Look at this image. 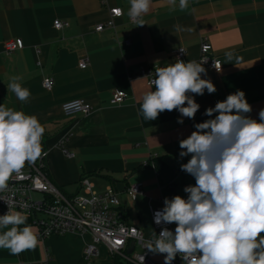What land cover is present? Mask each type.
<instances>
[{"label":"crops","instance_id":"crops-1","mask_svg":"<svg viewBox=\"0 0 264 264\" xmlns=\"http://www.w3.org/2000/svg\"><path fill=\"white\" fill-rule=\"evenodd\" d=\"M129 6V0H0V105L38 118L45 129L46 172L66 193L87 195L78 186L82 176L97 193L108 185L122 192L128 183L140 182L142 193L134 200L124 192L120 198L129 221L147 232L148 206L163 208L164 198L175 195L186 199L184 187L195 184L191 175L179 172L190 158H180L179 141L195 130V123L209 119L205 109L242 90L251 118L259 120L264 109V0H188L184 11L179 0L175 6L169 0H151L142 26L129 21ZM112 7L123 12L114 19V29L95 31ZM54 19L68 26L57 30ZM201 37L221 61L222 70L207 78L217 91L190 94L200 105L194 120L185 117L183 124L177 123V110L144 120L142 96L154 85L137 75L139 68L175 63L179 47L186 49L185 62L197 61ZM10 39H20L22 47L6 54L3 42ZM229 52L231 60L225 55ZM81 59L85 68L78 66ZM12 77L30 91L28 100L21 102L8 91ZM47 77L50 89L42 85ZM114 90L125 98L111 105ZM78 98L91 111L64 115L61 104ZM150 159L154 168L144 167ZM91 240L87 232L52 234L17 256L0 249V264H134L109 255L102 245L84 260L83 248Z\"/></svg>","mask_w":264,"mask_h":264},{"label":"clouds","instance_id":"clouds-1","mask_svg":"<svg viewBox=\"0 0 264 264\" xmlns=\"http://www.w3.org/2000/svg\"><path fill=\"white\" fill-rule=\"evenodd\" d=\"M129 5L128 17L144 25L142 16L151 0H129ZM179 8L187 9L188 0H179ZM225 55L233 58L230 52ZM204 61L177 59L155 67L154 90L142 96L143 119L154 121L164 111L177 110V123L183 124L185 117L194 120L200 105L190 94L217 91L210 79L201 77L207 75ZM218 63L214 61L219 71ZM19 79L12 77L7 88L24 102L31 93ZM251 111L245 93L237 90L206 108L203 114L209 119L195 123V130L179 141L180 158L190 157L181 170L195 184L184 187L186 199L165 197L162 210L154 212L155 224H176L174 231L165 226L159 235L153 232L155 238L145 246L152 253L165 254L164 264H172L177 254L183 264H264V109L259 120L248 115ZM44 132L36 116L0 105V193L8 189L14 173L45 154ZM0 199L9 209L0 215V249L13 256L34 249L38 237L26 223L28 214L15 210L18 206L10 198L0 195Z\"/></svg>","mask_w":264,"mask_h":264},{"label":"built area","instance_id":"built-area-1","mask_svg":"<svg viewBox=\"0 0 264 264\" xmlns=\"http://www.w3.org/2000/svg\"><path fill=\"white\" fill-rule=\"evenodd\" d=\"M120 7L109 9V17L106 21L98 23L95 31L104 29H114V19L122 16ZM129 21H132L129 18ZM52 26L55 29H61L68 26V23L59 19H54ZM22 42L20 39H10L3 42V51L6 54L20 49ZM186 49L179 47L174 52L175 62L177 59L185 61ZM205 60L203 67L207 70V75L201 74L202 78L210 77V72L219 73L222 70L221 61L211 53V45L206 37H201L199 42V54L197 62ZM214 61L219 62V71L214 67ZM86 60H79L78 66L85 68ZM161 64L153 63L139 68L137 75L146 79L149 85L155 79V67H161ZM43 87L50 89L52 87L51 78L43 80ZM125 94L119 90L112 92L109 104L114 105L122 102ZM226 99V98H224ZM224 99L216 100L222 101ZM61 111L66 116L76 114H87L91 111V106L83 99L67 100L61 104ZM250 115V113L248 114ZM42 154L34 163H26L19 174H13L9 180L8 189L0 193L10 200L15 201L17 208L15 210L24 211L28 214V219L36 228L38 240H44L52 234H64L67 232L90 233L92 240L87 243L82 251L84 260L90 259L97 254V245L104 246L107 253L111 256H122L134 264H164V255L150 252L145 246L146 243L154 239L155 232L159 235L162 227L175 229L176 224L157 225L154 223V212L162 210V207L148 206L149 224L148 232L144 231L141 225L133 224L129 221L127 212L121 202L120 195L124 192L129 199L134 200L138 194L142 193V184L140 182L128 183L124 190L118 191L112 185L106 186L102 192L91 190V184L86 176L78 180V186L83 189L87 195L68 194L63 192L48 176L46 172L47 152ZM68 156L71 152L64 150ZM144 167L154 168L153 160L143 164ZM179 172H186L179 168ZM23 205L24 207H19ZM6 203L0 199V215L8 212ZM133 242V248L129 254L126 250ZM172 264H183L182 258L177 254Z\"/></svg>","mask_w":264,"mask_h":264},{"label":"water","instance_id":"water-1","mask_svg":"<svg viewBox=\"0 0 264 264\" xmlns=\"http://www.w3.org/2000/svg\"><path fill=\"white\" fill-rule=\"evenodd\" d=\"M132 248H133V242H130V244L126 250V253L129 254L131 252Z\"/></svg>","mask_w":264,"mask_h":264},{"label":"trees","instance_id":"trees-1","mask_svg":"<svg viewBox=\"0 0 264 264\" xmlns=\"http://www.w3.org/2000/svg\"><path fill=\"white\" fill-rule=\"evenodd\" d=\"M63 192H65L60 186H58ZM26 223H29V220L26 221Z\"/></svg>","mask_w":264,"mask_h":264},{"label":"rangeland","instance_id":"rangeland-1","mask_svg":"<svg viewBox=\"0 0 264 264\" xmlns=\"http://www.w3.org/2000/svg\"><path fill=\"white\" fill-rule=\"evenodd\" d=\"M148 232V231H147ZM97 246H101L100 244H98Z\"/></svg>","mask_w":264,"mask_h":264}]
</instances>
